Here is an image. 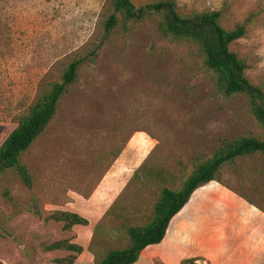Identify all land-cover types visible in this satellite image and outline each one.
<instances>
[{
  "label": "rangeland",
  "instance_id": "rangeland-1",
  "mask_svg": "<svg viewBox=\"0 0 264 264\" xmlns=\"http://www.w3.org/2000/svg\"><path fill=\"white\" fill-rule=\"evenodd\" d=\"M175 1L182 14L220 11L227 29L250 18L230 49L244 60L247 78L264 89V0ZM111 14V0H0V144L41 88L79 61L55 115L20 157L33 175L32 190L14 173L0 176V264H55L67 252H46L41 244L58 239L83 247L77 263L96 264L107 250L127 246L126 227L144 224L161 189H179L195 159L212 154L221 139L264 140L246 99L215 90L196 45L163 37L155 17L119 20L107 31ZM220 179L225 188L202 186L176 214L199 226L203 241L189 256L197 258L192 264H210L204 254L222 264L228 246L212 239L222 236L229 207L231 223L251 225L233 202L255 207L264 219V155L225 164ZM31 197L40 217L28 210ZM54 210L88 224L63 230L43 220ZM253 229L231 244L230 264H241L239 256L264 241V230Z\"/></svg>",
  "mask_w": 264,
  "mask_h": 264
},
{
  "label": "trees",
  "instance_id": "trees-1",
  "mask_svg": "<svg viewBox=\"0 0 264 264\" xmlns=\"http://www.w3.org/2000/svg\"><path fill=\"white\" fill-rule=\"evenodd\" d=\"M113 14L106 23L107 31L112 30L119 20L122 23L140 22L155 17L160 34L165 38L187 41L197 46L203 57V64L213 74L215 90L226 96L242 95L249 112L258 124L264 126V89L253 84L245 75V62L230 45L245 36L250 18L227 29L220 22L221 12L207 10L182 14L175 0H150L135 4L132 0H111ZM254 14H252V17ZM78 60L68 64L60 81L41 88L38 95L18 117L16 126L0 144V176L14 173L29 191L33 187V175L21 162V155L42 133L57 111L58 103L78 75ZM264 155V140L252 134L235 135L220 140L218 147L209 156L197 157L193 168L179 189L162 188L152 213L142 225L126 227L127 246L112 248L100 256L96 264H135L142 250L162 241L170 220L189 201L192 194L211 181L225 186L220 179L222 167L236 159L253 155ZM28 210L41 216L37 201L30 198ZM44 221L61 223L63 230H71L74 225H86L87 220L80 215L62 210H54L43 218ZM41 249L66 251L67 255L53 259L55 264H74L83 251L78 243L68 239H58L41 244ZM89 250L97 257L91 247ZM197 258L183 259L180 264L194 263Z\"/></svg>",
  "mask_w": 264,
  "mask_h": 264
},
{
  "label": "crops",
  "instance_id": "crops-1",
  "mask_svg": "<svg viewBox=\"0 0 264 264\" xmlns=\"http://www.w3.org/2000/svg\"><path fill=\"white\" fill-rule=\"evenodd\" d=\"M214 184L220 186L218 182L211 181L208 184L204 185L203 188L208 189ZM221 187L225 188L222 185ZM199 188L198 191L202 190L201 187ZM222 201L228 203V205L231 204L230 201H224L223 199ZM234 205H237L238 210L241 213H244V217L246 219H251V225H248V223L244 224L242 220H239L235 224L231 223V211L229 207V211L224 218L222 236H216L212 239V241L215 243H224L226 247L228 246V253L224 254L222 258V264H230L231 244H241L243 242V239L246 240V238L251 237L254 233L253 228L258 229L260 232L264 230V219L260 218L256 214V211L254 210L255 207H252L250 205L251 209L247 208L246 210V208L241 203L236 204L235 202H233V206ZM173 217L175 219L170 236L168 237L166 230L165 236L162 241L157 244H151L145 247L141 252L139 260L135 264H155V261H158L160 264H180L183 259L192 258L189 256L194 254V251L197 249V244L203 241L202 236H200L201 234H199L197 230L199 226H196V223L194 224V220H191L190 217H186L185 214L181 215V213H179L178 215H174ZM258 230H255L256 234ZM240 250L242 251V248H240ZM245 255H241L244 257L239 256L238 258L240 260H243L241 264H264L263 239L258 242L255 241V245L250 250V253H247ZM204 257L209 260L210 264H219L218 262H220L219 257L215 255L204 254ZM74 264L86 263H77V261H75Z\"/></svg>",
  "mask_w": 264,
  "mask_h": 264
}]
</instances>
